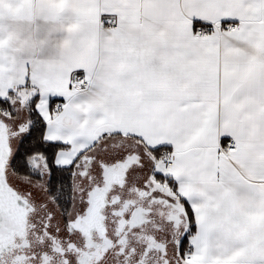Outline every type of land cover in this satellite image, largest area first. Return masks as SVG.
Masks as SVG:
<instances>
[{
	"label": "snow or ice",
	"instance_id": "obj_1",
	"mask_svg": "<svg viewBox=\"0 0 264 264\" xmlns=\"http://www.w3.org/2000/svg\"><path fill=\"white\" fill-rule=\"evenodd\" d=\"M17 2L0 264H264V0Z\"/></svg>",
	"mask_w": 264,
	"mask_h": 264
},
{
	"label": "crops",
	"instance_id": "obj_2",
	"mask_svg": "<svg viewBox=\"0 0 264 264\" xmlns=\"http://www.w3.org/2000/svg\"><path fill=\"white\" fill-rule=\"evenodd\" d=\"M25 2L26 0H18V2L15 5H13L11 9V13L13 17L17 16L23 11ZM88 11L90 10H85V12H88Z\"/></svg>",
	"mask_w": 264,
	"mask_h": 264
}]
</instances>
